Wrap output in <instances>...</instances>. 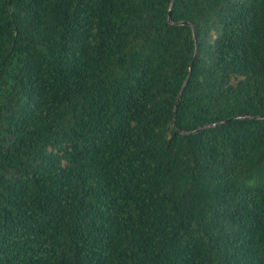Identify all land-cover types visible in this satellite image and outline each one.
Returning <instances> with one entry per match:
<instances>
[{
	"label": "trees",
	"instance_id": "obj_1",
	"mask_svg": "<svg viewBox=\"0 0 264 264\" xmlns=\"http://www.w3.org/2000/svg\"><path fill=\"white\" fill-rule=\"evenodd\" d=\"M0 264H264V0H0Z\"/></svg>",
	"mask_w": 264,
	"mask_h": 264
},
{
	"label": "water",
	"instance_id": "obj_2",
	"mask_svg": "<svg viewBox=\"0 0 264 264\" xmlns=\"http://www.w3.org/2000/svg\"><path fill=\"white\" fill-rule=\"evenodd\" d=\"M170 14V13H169ZM169 21H170V18H169ZM180 98V95L178 96V99Z\"/></svg>",
	"mask_w": 264,
	"mask_h": 264
}]
</instances>
